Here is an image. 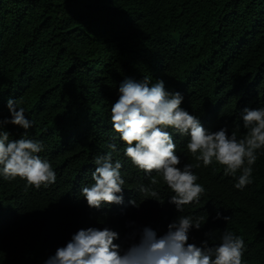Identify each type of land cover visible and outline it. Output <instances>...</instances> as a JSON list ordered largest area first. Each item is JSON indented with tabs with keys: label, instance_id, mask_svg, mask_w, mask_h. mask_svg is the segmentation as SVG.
I'll return each mask as SVG.
<instances>
[{
	"label": "trees",
	"instance_id": "1",
	"mask_svg": "<svg viewBox=\"0 0 264 264\" xmlns=\"http://www.w3.org/2000/svg\"><path fill=\"white\" fill-rule=\"evenodd\" d=\"M143 75L184 93V106L206 127L231 131L241 123L239 108L264 105V0H0V119L10 115L9 97L21 99L36 122L29 134L44 141L42 155L57 169L47 189L0 179V264H43L72 233L100 219L122 238L145 225L166 231L177 215L173 205H127L142 202L137 189L148 183L130 162L122 170L125 205L97 212L78 198L93 158L112 142L118 83ZM7 128L11 138L25 131ZM187 160L195 163L190 154ZM197 172L207 194L189 211L210 217L192 235L236 231L248 245V264H264V156L243 192L219 165ZM170 194L161 185L160 197ZM217 208L232 215L228 224L215 219Z\"/></svg>",
	"mask_w": 264,
	"mask_h": 264
},
{
	"label": "clouds",
	"instance_id": "2",
	"mask_svg": "<svg viewBox=\"0 0 264 264\" xmlns=\"http://www.w3.org/2000/svg\"><path fill=\"white\" fill-rule=\"evenodd\" d=\"M115 90L117 99L110 107L112 142L108 151L93 158L91 180L80 184L78 198L97 212L125 205L127 178L122 170L127 161L148 179L137 189L142 202L130 198L127 205L139 208L152 199L160 205H173L177 215L166 231L145 225L123 238L100 219L97 225L72 233L43 264H248V245L236 231L225 227L217 235L212 229L197 240L192 233L205 228L210 213L193 214L189 206L200 204L207 194L199 182L201 166L215 170L219 165L223 176L230 177L233 188L240 192L254 183L255 165L264 156V105L239 108L241 123L231 131L227 125L213 130L184 106L185 94L169 89L163 78L125 76ZM23 103L9 97L6 108L10 115L0 119V179L13 182L19 178L25 182V190L47 189L57 183V169L42 155L44 141L29 134L36 122ZM7 125L25 131L19 138H11ZM185 138L181 148L179 142ZM188 154L195 163L188 162ZM161 185L170 190L167 199L160 197ZM215 219L228 224L232 215L217 208ZM134 223L130 221L129 226Z\"/></svg>",
	"mask_w": 264,
	"mask_h": 264
}]
</instances>
